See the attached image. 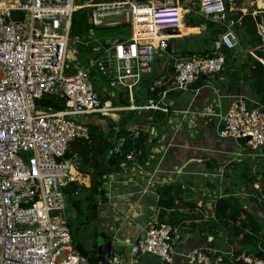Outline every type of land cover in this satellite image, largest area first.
Listing matches in <instances>:
<instances>
[{"label":"built area","instance_id":"2783aa9c","mask_svg":"<svg viewBox=\"0 0 264 264\" xmlns=\"http://www.w3.org/2000/svg\"><path fill=\"white\" fill-rule=\"evenodd\" d=\"M83 9L89 10L88 38L74 36V40L86 48L92 42L97 45L90 47L91 54L69 65L71 17ZM182 12L177 0H91L84 4L79 0H0V264H92L76 249L59 215L66 206L63 188L74 180L73 163L64 159L65 151L75 138H88L79 118L108 116L115 109L100 99L91 82L92 72L109 90L123 88L132 108L139 80L151 73L155 57L165 53L162 31L178 28ZM196 14L218 26L227 21L224 0H200ZM119 26L129 29L127 37L103 49L94 38V29ZM257 33L264 46V27L258 26ZM237 45L233 34L225 30L212 55L176 58L170 85L166 88L162 80L153 81L143 107L169 116L168 93L186 90L201 76L218 74L225 62L220 49ZM47 94L66 99V107L37 108L36 101ZM133 134L137 137L139 131ZM217 135L242 140L256 151L264 145V106L248 107L244 99L234 100L219 115ZM124 142L118 139L113 150L122 170L134 162L133 151H122ZM253 187L259 191L257 184ZM258 201L264 205V195L259 194ZM180 238V226L148 222L144 238L131 244L130 264H138L145 254L171 263ZM184 258L188 264L211 261L199 249ZM234 260L264 264L262 256L247 253Z\"/></svg>","mask_w":264,"mask_h":264},{"label":"crops","instance_id":"0c3cea01","mask_svg":"<svg viewBox=\"0 0 264 264\" xmlns=\"http://www.w3.org/2000/svg\"><path fill=\"white\" fill-rule=\"evenodd\" d=\"M159 1L161 0L148 2ZM177 1L183 11L182 23L176 29L162 31L160 36L166 39L167 45L170 41H175L174 54L170 56L164 53L155 57L151 73L143 75L133 91L134 106L130 108L128 95L127 105H117L105 98V94H110L121 101L125 91L120 87L117 95L106 87L103 80L96 78V72L93 71V80L98 83L99 88L104 86L102 90H96L100 99L115 109L108 116L91 114L79 118L87 128L88 136L89 124L96 126L97 132L101 131L104 136L112 132L110 139L114 146L106 155V167L117 160L113 150L118 145V139L125 140V136H116L120 129L129 131L132 141L139 137L134 136L135 131L147 136L145 144L148 153L145 160L137 161V152L129 150L134 152V164L130 163L123 170L117 165L108 171L97 187L98 192L93 193L92 175L83 171L88 166H82L79 153L66 159L73 163L71 175L74 180L67 185L69 191L64 192L66 206L62 220L69 230V210L72 217L86 214L85 223L94 224L99 231L118 240L121 246L115 247L116 257L110 260L111 263L109 261L110 264L114 260L118 264H130L131 244L144 235L148 222H160V219L180 221L178 226L181 228V238L174 245L173 261L166 263L155 255L145 254L138 264H188L184 255L193 249L202 250L209 255L210 264H237L234 260L236 255L247 253L256 256L264 246V205L258 201L259 194L264 195V153L260 155L257 150H247L243 142L217 135L219 115L234 100L244 99L245 102L256 103L253 96H250L248 86L241 80L240 66L245 61L246 54L249 52L260 62H264V57L258 58L254 55V50L238 45L239 53L235 52L229 63L224 62V67L218 74L205 79L201 76L186 90L168 93L166 103L169 116L143 107L153 81L162 80L166 88L170 85L176 58L212 55L220 33L225 30L233 34L237 44L241 42L244 39L243 31L235 25H239L240 19L233 22L230 17L236 11H241L242 14L251 12L253 17L263 14L264 0L247 3L236 0L235 4L232 3L234 0H224L230 12H226L225 26L202 21L200 18L198 20L196 12L200 0ZM258 26L264 27L262 23H258L256 30ZM122 34L127 33L121 32L118 38L125 37ZM259 49L264 54V46L261 45ZM91 53L90 48L87 54ZM170 62L172 66L169 65ZM180 93L183 94L180 96ZM260 105L264 106V103ZM149 116H152V121ZM158 116H162L164 120L155 122ZM79 139L81 143L86 139L87 144H91L87 138ZM126 143L128 144L127 141L122 144L123 152H129L123 149ZM111 160H114L113 163ZM255 184L259 186V191L253 187ZM101 191H104L107 203L103 202ZM83 192L87 193V198L82 195ZM230 196L236 198L240 207L257 223L259 230L256 233H251L249 226L244 227L243 231L244 234H252L254 239L243 240V233L233 235V226L240 224L239 220L244 219V213L240 214L235 223L216 217L214 209L217 199ZM160 197L164 204L171 202L175 207L164 209V206L159 205ZM79 224L85 225L80 220ZM98 234L93 239L90 234L84 233L86 237L82 241L88 243V249L75 242L70 234L76 249L80 254L92 258V264H99L90 253L95 248ZM87 238L93 241L90 242Z\"/></svg>","mask_w":264,"mask_h":264},{"label":"trees","instance_id":"16d2710c","mask_svg":"<svg viewBox=\"0 0 264 264\" xmlns=\"http://www.w3.org/2000/svg\"><path fill=\"white\" fill-rule=\"evenodd\" d=\"M91 1V0H89ZM94 3L102 1V0H92ZM140 3H146L150 0H136ZM225 3V2H224ZM264 3V2H263ZM225 9L226 12L230 13L228 11L227 3H225ZM88 9L83 10H76L73 12L71 17V25H70V35H77L78 33H83L88 28H90V25L88 23ZM203 21L201 17L198 16V20L200 19ZM229 18V16H228ZM233 22H237L238 19L239 25L235 23L236 27L238 26L239 29H242L244 39L238 43V45H241L245 48L254 50V55L258 58H263L264 54L259 49L262 45L260 36L257 34L256 30V24L262 23L264 25V13L258 14L256 16H252L251 12H248L247 14H242L241 11H236L234 14L230 17ZM238 45L234 48L227 49L225 47H222L220 50L224 53L225 56V63L233 58V55L235 52H237V49L239 48ZM259 47V48H258ZM88 51L90 50V47L86 48ZM239 53V52H237ZM182 55V54H181ZM241 72H242V78L241 80L245 85L248 86L250 90V96L252 95L254 98V101L256 103H250L251 101L246 102L248 107H255L257 105L264 103V67L261 64V62L253 57L249 52L246 54L245 61L240 66ZM239 74V71H238ZM240 77V76H237ZM199 79V78H198ZM127 105V103L123 104ZM37 108H50L52 110H61L66 107V102L63 98H60L55 95H44L39 100L36 101ZM162 116H158L155 119V122L163 121ZM88 128L90 129L89 136L87 139L90 140L91 144H87V140L83 139L84 143H81L79 138H75L72 140L64 154V159H71L72 155L74 153H79L81 156L80 163L82 166L87 167V170H83L85 173H91L92 175V191L93 193H97V187L101 184V180H103V175L108 173V171H111L114 167L118 165V159L116 162L111 165L110 167H106V155L112 151L114 144L112 145L111 142V135L112 132H109L108 136H104L102 132H97V127L93 126L91 124L88 125ZM129 131L125 129H120L116 136L118 137H124L125 141L128 142L129 147L127 148V151L134 149L137 154V161L143 162L147 156V146L145 144V141L147 139V136L140 132L139 137L136 141H132L129 137ZM81 144L79 145L77 141ZM82 140V139H81ZM91 169V172L89 171ZM98 179V180H97ZM72 184V183H70ZM66 186L63 188V191H69L70 188ZM170 200V199H168ZM170 204H164L163 199L160 197L159 205L164 206V209L171 208L173 209L175 207L174 203L169 202ZM214 213L216 217L223 218V219H229L233 223H235L238 218L240 217L241 213H244L245 217L243 220H239L238 226H233V235L238 236L241 233H243V240H247L250 238V240L254 239V236L252 234H244V227L249 226L251 227V233H256L257 230H259V227L255 221L252 220L251 216L243 210L237 199L234 197H228V198H218L216 201ZM160 222H166L171 225H179L180 221L171 219V220H164L160 219ZM247 242V241H246ZM86 257L85 254H82ZM87 259L90 262L92 261V258Z\"/></svg>","mask_w":264,"mask_h":264},{"label":"rangeland","instance_id":"374dc122","mask_svg":"<svg viewBox=\"0 0 264 264\" xmlns=\"http://www.w3.org/2000/svg\"><path fill=\"white\" fill-rule=\"evenodd\" d=\"M89 0H79L80 4H84L86 2H88ZM235 1H232V3L235 4ZM248 2H252L254 0H241V3H247ZM244 5V4H243ZM246 6V4H245ZM182 29V27H181ZM121 32H126L128 34L129 29L125 28L124 26H119V27H99V28H95L94 29V38L95 40H98L99 42H101L102 40L106 39V38H118L119 36H121ZM127 34H122L123 36L127 37ZM80 39H86L88 38V32L87 30L83 33H78L77 35ZM88 53V50L86 49L85 46H83L82 44L76 43L74 40V36L70 35V41H69V46H68V51H67V55H66V62L69 65H75L76 64V59L78 57H83L84 55H86ZM164 61V59H162ZM163 61L161 63H163ZM156 62V61H155ZM171 65V62L170 64ZM172 66V65H171ZM96 78H99V75L97 73H95ZM100 79V78H99ZM101 80V79H100ZM92 85L94 86L95 90H99L104 87L102 86V88H99L98 83L91 79ZM112 91H114L117 95H119L120 92H118V89H113ZM124 94H122V100L119 101L116 98H113L112 96H110V94L106 95L105 94V98L109 99L111 102H113L114 104L117 105H123L128 101V97L126 92H123ZM183 93H180L179 95L181 96ZM104 95V93H103ZM146 100V99H145ZM144 100V102H145ZM244 147V145H243ZM246 149L248 150V148L246 147ZM85 198H87V193L83 192L82 194ZM59 215L61 216V218L63 219V212H59ZM82 216V217H81ZM77 215V217L74 215L72 217V212L71 210H69V214H67V220H68V227L70 230V234L71 237L73 238V240L75 242H79L81 243V245L85 248L88 249V243H83V237H86L84 235V233H87L88 235L90 234L93 239H94V235L98 234L96 237L99 238L100 236H102L103 234H105L102 231H99L96 226L94 224L91 223V225H89V223H85V216L86 214L83 215ZM79 220L84 222L85 225H80L79 224ZM89 235V236H90ZM88 239V238H87ZM88 241L92 242L93 240H89ZM91 256V255H90Z\"/></svg>","mask_w":264,"mask_h":264},{"label":"water","instance_id":"95a60500","mask_svg":"<svg viewBox=\"0 0 264 264\" xmlns=\"http://www.w3.org/2000/svg\"><path fill=\"white\" fill-rule=\"evenodd\" d=\"M121 38H106L100 42V46L103 49H108L112 47L113 45L121 42ZM97 45V42H92L90 44V47H94ZM174 46H175V41H170L166 47L165 53L168 55L172 56L174 54ZM206 77H213L212 75L208 76H202L203 79ZM122 89V88H121ZM66 100V99H65ZM239 142H243L242 140H238ZM127 143L124 144L123 149H127ZM257 152L262 155L264 153V145L259 147L257 149ZM114 160H111V163H113ZM104 191L100 192V196L102 197V200L104 203L108 202V199L105 198L104 196ZM105 233V232H104ZM142 239L144 238V235L141 237ZM121 246L120 242L116 240L113 236H111L108 233L103 234L99 238H96V244L95 248L90 251L92 255L95 256V260L99 264H110L109 261L113 258L116 257V252H115V247ZM257 257L262 256L264 258V255L261 254V252H258L256 254Z\"/></svg>","mask_w":264,"mask_h":264},{"label":"bare ground","instance_id":"6f19581e","mask_svg":"<svg viewBox=\"0 0 264 264\" xmlns=\"http://www.w3.org/2000/svg\"><path fill=\"white\" fill-rule=\"evenodd\" d=\"M182 27V26H181Z\"/></svg>","mask_w":264,"mask_h":264}]
</instances>
